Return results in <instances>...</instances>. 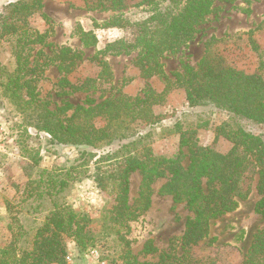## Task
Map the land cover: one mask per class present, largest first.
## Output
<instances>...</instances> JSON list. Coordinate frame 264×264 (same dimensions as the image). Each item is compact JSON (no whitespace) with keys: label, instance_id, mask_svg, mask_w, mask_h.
<instances>
[{"label":"rangeland","instance_id":"obj_1","mask_svg":"<svg viewBox=\"0 0 264 264\" xmlns=\"http://www.w3.org/2000/svg\"><path fill=\"white\" fill-rule=\"evenodd\" d=\"M11 1L15 0H0V5ZM141 2L126 0L125 8L118 12H89L84 9L83 0H42V13L48 23L38 14L28 23L40 32L50 26L52 34L47 40L48 46L34 47L32 53L41 48L49 54L51 50L65 46L79 56L76 68L66 76L71 86H58L63 76L54 66L48 67L38 82L39 97L47 102L49 109L65 102L75 106L86 99L100 103L120 93L131 98L142 97V92L148 88L155 93L162 91L163 81L158 77L141 78L134 65L139 51L129 55L101 52L105 45L116 40H133V27L105 29L100 26L120 14L130 21L146 17L147 9ZM167 6L165 3L162 7ZM93 23L99 26L95 28ZM78 25L84 32L92 31L96 44L83 46ZM207 50L221 56L229 66L264 79V0L233 4L216 0L203 23L196 27L193 40L177 52L164 53L160 63L168 77H183L187 68L197 69ZM13 51L10 42H0V67L8 72L15 66ZM103 62L113 74L111 85L116 86L115 90H111L104 79H97ZM151 111L156 118L153 123H124L122 126L127 129L124 133L128 137L108 146L53 144L47 134L35 128L37 113L32 109L18 110L0 86V247L15 241L18 247L29 249L46 217L59 209H71L85 215L90 223L82 233L89 231L94 237V242L85 249L72 238H63V264H122L119 257L127 249L138 261L155 263L171 242L176 241L178 245L185 221L192 213L185 203L176 204L171 195L158 193L165 179H155L151 185L149 209L136 220L121 224L108 212L117 193L120 170L117 164L123 155L150 149L155 156L170 157L177 152L179 133L184 131H195L200 146H209L225 154L232 143L224 137V131L239 126L248 133L259 135L264 142V126L211 105L189 107L182 89L173 90ZM105 124V118L94 121L96 128ZM119 129L114 125L112 130L119 135L122 130ZM131 143V147L123 150ZM140 182L138 172L130 176V206L138 198ZM248 183V197L238 200L233 211L210 222L207 237L194 248L196 257L208 258L212 264L242 262L253 237L264 230V217L253 211L260 197L257 175ZM147 244H151L156 252L145 253Z\"/></svg>","mask_w":264,"mask_h":264},{"label":"trees","instance_id":"obj_2","mask_svg":"<svg viewBox=\"0 0 264 264\" xmlns=\"http://www.w3.org/2000/svg\"><path fill=\"white\" fill-rule=\"evenodd\" d=\"M216 0H142L147 9L146 17L130 21L120 14L112 16L101 28L125 29L133 27L131 42L116 40L105 45L102 53L129 55L139 51L135 67L143 79L158 77L163 89L155 93L151 89L142 92V97L131 98L119 94L100 103L86 99L82 104L63 105L49 109L47 102L39 97L37 84L45 70L54 66L62 75L58 86H71L66 76L76 68L78 54L69 47L51 50L49 54L40 48L48 46L52 34L50 26L43 32L31 27L29 19L38 14L46 23L42 13V0H15L3 5L0 11V42H10L14 47L15 66L8 72L0 67V86L6 97L18 110L32 109L37 113L35 128L47 134L51 142L60 145L101 148L115 140L124 139V123L140 121L153 123L155 116L151 108L162 104L165 97L175 89H182L189 107L214 106L236 117L264 126V79L260 75L246 74L229 66L225 60L205 52L197 69L187 68V74L168 77L160 59L166 52H177L188 45L194 37L196 27L211 12ZM226 4L248 0H219ZM84 9L95 11H123L126 0H83ZM165 3L167 7H162ZM99 25L93 23V27ZM83 46L96 44L92 31L84 32L77 26ZM97 79H104L111 90L113 74L106 63H101ZM84 85V84H83ZM70 112V113H69ZM69 113V114H68ZM106 119L103 127L96 128L94 121ZM122 129L119 135L113 126ZM119 129V130H120ZM123 132V133H122ZM195 131L179 133L177 152L170 156H155L150 149L140 153L127 152L117 164V193L108 212L113 220L125 224L134 221L149 209L151 185L155 179H165L160 195H171L173 202L185 203L192 216L187 218L184 233L177 245L171 242L168 250L158 256L155 263L140 262L129 249L121 253L122 264H212L208 258H198L194 248L204 240L210 222L237 207L250 193L249 181L257 175V191L260 196L253 207L256 215L264 217V142L259 135L235 126L224 131V137L232 143L231 149L219 153L209 146H200ZM133 143L127 145V150ZM111 156H108L109 158ZM138 172L141 176L139 194L133 206L128 203L130 176ZM90 223L85 215L71 209H59L49 213L44 225L37 230L29 249L18 247L12 241L0 247V264H63L65 248L63 238H72L81 249L94 242L89 231H82ZM147 254L155 253L151 244L144 247ZM240 264H264V230L252 239L250 247Z\"/></svg>","mask_w":264,"mask_h":264},{"label":"crops","instance_id":"obj_3","mask_svg":"<svg viewBox=\"0 0 264 264\" xmlns=\"http://www.w3.org/2000/svg\"><path fill=\"white\" fill-rule=\"evenodd\" d=\"M7 3H9V2H7ZM7 3H3L2 5H0V8H1V6L3 7V5H5V4H7Z\"/></svg>","mask_w":264,"mask_h":264}]
</instances>
